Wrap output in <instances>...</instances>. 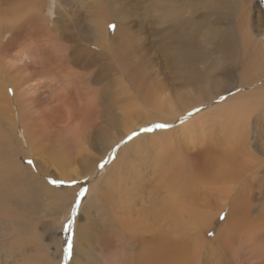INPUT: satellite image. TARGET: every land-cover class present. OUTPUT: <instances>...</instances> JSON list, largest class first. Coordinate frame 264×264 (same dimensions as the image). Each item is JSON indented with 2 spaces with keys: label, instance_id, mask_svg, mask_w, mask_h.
I'll return each mask as SVG.
<instances>
[{
  "label": "bare ground",
  "instance_id": "1",
  "mask_svg": "<svg viewBox=\"0 0 264 264\" xmlns=\"http://www.w3.org/2000/svg\"><path fill=\"white\" fill-rule=\"evenodd\" d=\"M33 1H37L41 15L24 21L21 14L33 8ZM48 1L47 10L45 0H0V65H5L0 66V79L7 80V87L12 88L9 103L16 106L11 116L7 115L8 106L7 110L3 104L0 107L1 156L4 168L13 169H0V264H18L15 255L25 248L21 242L30 235L41 198L53 201L55 209H71L76 198L73 188L67 185L74 177L69 173L71 164L79 161L82 182L90 181L98 174L99 162L109 159L114 145L124 141L138 124H127L114 96L115 51L105 43L110 41V0ZM157 1L163 4L149 5L156 6V22L165 26L150 33L152 43L166 42L165 56L175 69V76L181 79L179 85H187L189 90L179 91L178 84L166 82L159 75L139 79L141 86L137 89L140 96L143 93V103L155 105L157 115L165 112L168 121L183 122L172 136L166 132L169 137L162 139L161 135L162 142L150 136L137 140L143 146L135 149L141 152L149 141H156L153 146L165 147L175 142L176 150H171L175 153L166 155V161L160 157L167 167L158 186L166 187V195L160 197L158 204L145 202L134 186H125L138 173L115 172L121 162L113 159L82 200L81 211H85L89 222L76 223L79 253L71 264H203L200 249L184 237L181 220L186 218L193 223L197 218L204 223L210 219L208 211L192 196L198 186L193 173H201L202 178L211 181L219 175L228 184L239 186L221 226L236 232L225 237L227 250L219 260L223 264H264V175L251 181L248 188L240 182L243 173H261L264 156L253 155L250 144L243 145L233 136L238 129L249 133L256 113V134L264 153V39L259 28L263 14L258 15L260 18L253 15V0H204L206 8L219 11L218 22L225 16L236 22L204 30L194 16L198 2ZM50 15L54 17L51 29ZM5 17L10 19L7 25ZM38 22L40 26L35 27ZM7 34L8 44L18 53L15 63L9 66L5 62L8 55H2L8 51L2 41ZM119 50L116 57L123 60L129 48L123 46ZM209 56L213 58L209 60ZM233 65L239 66L242 84L223 86L219 71ZM232 89L236 90L231 92ZM2 95L7 99V92ZM197 108L200 111H195ZM60 111L61 120L51 118V112ZM61 122L62 129L67 130L71 124L80 125L81 133L78 131L77 135L81 134L88 145L86 150H74L80 156L75 161L70 158L65 141L57 138L52 129ZM46 140L49 145L44 143ZM17 144L27 145L28 150L18 155ZM122 149L120 153L128 156V152L124 153L127 148ZM37 153L48 158L42 163L35 159L39 173H34L20 159L35 157ZM129 163L135 167L132 160ZM47 164L55 165L61 173L58 179L66 183L51 186L43 177L50 172ZM209 173L212 176H207ZM179 174L181 180L177 179ZM77 187L80 188L74 189ZM50 210L45 217L51 216ZM38 259L34 254V264H43ZM45 264L53 263L48 257Z\"/></svg>",
  "mask_w": 264,
  "mask_h": 264
},
{
  "label": "rangeland",
  "instance_id": "2",
  "mask_svg": "<svg viewBox=\"0 0 264 264\" xmlns=\"http://www.w3.org/2000/svg\"><path fill=\"white\" fill-rule=\"evenodd\" d=\"M253 1H254L253 15L255 17H259L258 15L263 14V18L261 17L262 20L259 25V28L263 30L262 37L264 39V0H253ZM45 2H46L45 8L48 10L47 7L50 5V2L48 0H45ZM157 2H158L157 0L156 1L155 0H110L108 3V7L110 8L109 12L112 15V19L109 22L108 31H107V38L110 41H106L105 43L108 45V47L113 46L115 51L114 63L116 66V70L113 72V78L115 83L114 96L116 100L119 102L118 106L121 108L122 114L125 115L127 124L132 126L133 124L138 123L137 125L134 126L133 131H140L141 129L150 128L155 123H169L173 126L167 129H156L155 131H151V132H142L134 140L127 143H121L122 141H120L118 143L121 144V147L118 149V151H115V155H112L115 150V146L118 144L116 143L111 150L112 158L110 162L105 165L103 170L98 168V170L96 171V173L100 175L102 173H105L106 167L111 163V161H113V159L116 158V160L119 161V163L121 162V166L119 169H116L115 172L138 173V175H136L138 177L133 180L131 179L127 180L125 186L127 187L134 186L135 192L142 199L145 198L144 200L145 202L149 201L148 203H151L153 201L154 204H158L159 203L158 200L160 199V197L166 195V187L161 188L158 186V183H160L161 178L165 174L164 171L167 167V162L164 161L161 162V158L163 157L162 159H164L166 155L175 153V152H171V150H176L175 148L176 144L175 142H171L166 147L165 144L164 145L160 144L159 146H153V144H155L157 140H160L159 137L161 135H162V139L168 138L169 136L165 134L166 132H168V134L172 136L175 128L180 126V124L183 121L176 122L174 119L172 121H168V119L164 116L166 115L165 112H160V115H157L155 114L158 112L157 107L155 105L151 103H143L142 102L143 93L140 96V93L138 92L139 89H137L139 88V86H141V80L139 79L144 77L146 78L148 75L149 78H153L154 76L159 75L161 78H163V80L165 79L166 82H170L171 84H175V85L178 84L177 86L180 87V88L177 87L179 91L187 92L189 90L188 87H185L187 85L183 87L179 85L180 83H182L181 79L180 77L175 76V69L173 68L171 62L168 61V58H166L165 56V51L167 47L166 42L164 41L163 43V41L162 42L157 41L155 44L154 42L152 43L153 40L152 37L150 36V33H152V31L154 30H157L158 28H163L165 26V25L161 26L156 22L159 13L158 11L154 12V10L157 5H159L160 3L163 4V2L161 1H159L158 3ZM193 3H197L194 8V10L196 11V13L194 11L195 13L194 16L198 21H200L198 23L201 26V28H203L204 30H206L207 28L215 30L216 26H224L225 22L228 23L229 21L231 22V19L228 16L223 17V19L221 21L219 20L218 22L217 17L219 15L218 14L219 11L218 10L212 11L211 9L206 8V3L204 2V0H197L196 2L195 0H193ZM36 4L37 1H33V5H34L33 8H27L26 11H24L21 14L22 19L24 21L30 19L32 16L38 15L39 17L41 15L38 5ZM149 4L156 6L153 8L152 5ZM55 6L56 4L54 3L51 7L52 13L55 12L54 10ZM240 7L242 6L240 5ZM82 11L85 13V10ZM148 13L151 14L148 15ZM154 14L157 15L155 16ZM50 17H51L50 19L51 23L48 26L49 29L54 27L53 24L54 17L52 15H50ZM234 22L235 21L233 20L231 23L234 24ZM8 23H10V19L8 17H5V25H7ZM110 25H115L116 26L115 30H113L110 27ZM39 26H40V22H38V24L35 25V27H39ZM2 41L5 43L3 44V46H7L8 49L7 53L2 55H8L6 58L7 60H5V62L8 64L7 66H9L15 63L14 57L17 56L18 54L17 49H12V47L8 44V34L3 38ZM105 43L103 44L102 48H104ZM111 43L113 45H111ZM161 44L164 46H162ZM123 46H127V48H129V51L128 53H125L124 59L121 60L118 59L116 56L120 55L119 48L122 50ZM146 49L148 52H144ZM212 58H213L212 56L211 57L209 56V60ZM0 66L5 67L3 63ZM201 66L202 64H199V67ZM233 66L231 67L226 66V68H224L222 71H219L223 86L234 85L238 87L239 85L242 84L239 80V66L238 65H233ZM2 70L3 69L0 68V73L2 72ZM11 89H12L11 87H7V80L0 79V107L3 104V106H5V110H7V106H8V110H10V114L7 111L6 112L7 115L10 116L13 115V111L16 108V106L9 103V100L12 101ZM236 89L238 90V88ZM236 89H232L231 92L235 91ZM3 92H7L8 94L7 99L3 98L2 95ZM7 101L9 105L7 104ZM62 113H63L62 111L51 112L50 115L51 118L53 119L57 118L61 120L62 119L61 116H63ZM73 118L76 119L77 118L76 115L73 114ZM83 126L84 125H81V127ZM257 126H258V118H257V114L254 113L252 116V126L250 132L248 133L246 130L242 131L238 129L233 136L237 137V140L239 142L243 141L244 142L243 145L250 144V149L252 151V154L262 158L264 156V153L259 144L261 140L259 139L258 134H256V131L259 128V126L258 127ZM62 127H63V123L61 122L58 123L56 127H52V129L55 130V134L57 135L56 136L57 138L61 137V140L65 141L67 146L66 147L67 152H70L71 154L70 158L73 161H75L80 156L77 153H74V150L77 149V147L78 149L84 148L86 150L88 145L83 142V138L81 134L79 136L77 135V132L79 131L78 128L80 127V125L77 126V124L75 125L71 124V128L69 130L65 128L62 129ZM20 131L21 132L23 131L22 126H20ZM79 133H81V129ZM113 133L117 134V130H113ZM150 136L153 137L152 139L156 141H151V142L149 141L148 142L149 146H147L144 150H142L141 151L142 153L140 151H136V149H140L143 146L137 143L138 142L137 140L141 141V139H146V138L150 139L148 138ZM49 142L50 141L47 140L44 141V143L48 145ZM67 142L70 143L69 145H71V148L67 144ZM152 142L154 143L152 144ZM38 143H40L39 140ZM132 143L134 144L129 146V144ZM124 146H126L127 149L124 148ZM50 147L52 146L50 145ZM16 148H17L16 151H18V155L24 153L23 151L28 150V146L25 145V147H22V144L21 145L17 144ZM122 148L126 150L124 151ZM121 149L122 151H124V153L128 152V156L123 155V152L120 153ZM92 154L94 156H99L97 155L96 152H92ZM1 155L2 154L0 149V169H2V167L4 168V159H2L4 158V156ZM248 155L250 154L248 153ZM46 158L48 157L47 156L45 157L44 155H42V153H37L35 157L34 156L22 157L20 159L21 161L20 163L29 166L31 171H33L34 173H39L37 166L35 164V159H38L42 163L44 161L43 159ZM28 160H33L34 166H30L27 163ZM130 160L133 161V165L135 167H131L130 163L128 164ZM164 160L166 161V159ZM139 163H141L140 166ZM71 166L69 168V173L71 175H74V177L72 180L67 181V185L69 186V188L70 187L71 189L73 188V196H77V193L81 190V187H86L89 192L91 185L94 182H97L100 176L96 174L90 181L82 182L84 175L80 172L81 167L79 161L77 163H72ZM47 168L48 171L50 172L45 175L43 174L44 176L43 175L42 176L45 177L44 179L51 186H56L53 185L50 181L53 179H58V176L61 173H59L55 165L47 164ZM7 169L9 171L13 170L12 168L10 169L6 167L3 170L8 171ZM15 170L17 171L18 169L16 168ZM260 172L261 173H243V176L241 177V181H240L243 184V188H248L249 183L251 181H254L256 177H260L264 175V169L261 168ZM193 174L198 179L197 181L198 186L195 187L192 196L197 197L196 198L197 203L200 206H202L204 209H206V211H208L210 215V219L208 222H204V223L199 221L197 218L196 220L195 219L193 220V223L187 222L186 218L181 219L183 220L182 221L183 227L185 229V230L183 229V233H185L184 237L191 240L192 244H194L198 249H200V252L202 253L204 258L203 264H223L218 257L224 255V252H226L227 250L226 248L227 242L225 237L234 234L236 231L231 232L229 229L228 231L225 229V226L221 229V226L227 217L230 206L229 203L235 194V189L237 188L238 190L239 186L228 184L223 179L222 176H219L216 173L214 174L217 175L214 176L215 181H211L206 177L202 178L203 176L201 173H193ZM123 175L126 176L125 174ZM209 175L212 176L211 173H209L207 176ZM181 178L182 176L181 174H179L177 179L181 180ZM73 180L78 182L76 184L68 183ZM74 186H79L80 188L77 187L75 190ZM51 202L52 203L42 198L41 200H39V209L38 211L35 212L33 216L34 222L31 224L30 229L28 231L30 235L26 237V239L23 242H21V244H23L25 248L17 252V254L15 255L16 259L18 260L17 261L18 264H34V254L35 257H39L38 261L43 260V264H45L46 258L48 259V257L50 260H52L53 264H55V262L56 264L57 263L64 264L63 249L65 247V240L67 238V234L64 232V225L67 223V220L69 219L71 209L69 210V207H62V208L60 207L55 209L53 201ZM139 204L140 203H138L137 206H139ZM49 205L51 206L49 207ZM47 208L51 209L50 211L52 217L51 216L45 217L46 215L45 213H47L46 211H48ZM222 216L224 217L223 219H221ZM85 219H86L85 211H81V206H80L79 213L75 217L74 251L71 261L74 260L76 255L79 253L76 244V242L79 241L78 233L76 232L77 230L76 223L79 224L88 223L89 220L88 219L85 220ZM36 221L38 222L37 224ZM34 223H35V227H33ZM210 233L212 234L210 235ZM197 235L199 236L198 239H194ZM246 239L248 238L246 237ZM90 257H93V255H91ZM71 261H69V264H71ZM255 263L257 262L255 261ZM255 263L253 261V263L251 262L250 264H255ZM243 264H249V263L244 262Z\"/></svg>",
  "mask_w": 264,
  "mask_h": 264
},
{
  "label": "snow or ice",
  "instance_id": "3",
  "mask_svg": "<svg viewBox=\"0 0 264 264\" xmlns=\"http://www.w3.org/2000/svg\"><path fill=\"white\" fill-rule=\"evenodd\" d=\"M110 27L115 30V25H110ZM195 111H200L199 108L195 109ZM192 113H188V116H191ZM187 117H185L186 119ZM173 125L169 124V123H155L152 127L150 128H145V129H141L140 131H132L131 133H129L126 137V139L124 141H122L121 143H127L130 142L132 140H134L137 136H139L142 132H151V131H155L156 129H167L172 127ZM121 147V144L118 143L115 146V150L113 152L112 155H115V151H118V149ZM111 156L109 157V159L107 160H103L101 162H99V168L101 170H103V168L105 167V165L107 163L110 162L111 160ZM27 163L30 166H34V161L33 160H28ZM53 185H60L63 183H66L65 181H61L58 179H53L50 181ZM78 181H71L68 183L71 184H76ZM88 192V189L86 187H81V190L77 193V196L72 204L71 207V212H70V216L69 219L67 220V223L64 225V232L67 234V238L65 240V247L63 249L64 252V264H69V261H71L72 256H73V251H74V236H75V217L77 216V214L79 213V209L82 203V200L86 197V194ZM224 217L222 216L221 219H223ZM212 233H210L211 235Z\"/></svg>",
  "mask_w": 264,
  "mask_h": 264
}]
</instances>
